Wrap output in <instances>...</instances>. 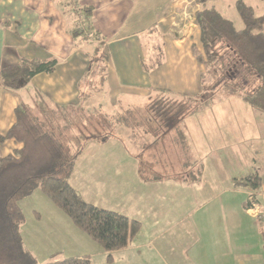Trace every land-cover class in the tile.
I'll use <instances>...</instances> for the list:
<instances>
[{
    "label": "crops",
    "instance_id": "obj_1",
    "mask_svg": "<svg viewBox=\"0 0 264 264\" xmlns=\"http://www.w3.org/2000/svg\"><path fill=\"white\" fill-rule=\"evenodd\" d=\"M84 7L91 9L90 22L108 48L107 80L101 84L97 77L100 86L107 85L108 98L119 101L127 97L129 102L123 105L139 102L143 106L153 89L189 95L199 91L204 67L194 59L190 47L198 43L195 13L200 6L193 0H0V69L22 60L54 58L58 62L51 73L37 74L16 90L6 89L0 80V134L14 123V109L19 104L36 105V92L52 104L79 103L88 59L84 41L73 39L70 31L76 25L83 27ZM154 23L160 34L148 37L146 31ZM165 29L174 35L166 34ZM150 39L162 44L164 63L145 73L141 58L158 53L145 51ZM21 89L34 91L31 103L23 101ZM100 92L90 94L85 107L98 102ZM230 98L233 101L218 100L183 121L188 157L197 168L195 175L200 176L196 180L193 173L185 182L176 181V189L190 193L180 200L184 206L172 226L174 242L155 244L156 237L132 241L110 253V260L106 258L110 264L112 255L120 251L130 257L127 264H264V114L239 97ZM217 108L222 112L211 113ZM233 140L240 145L238 152L230 147ZM8 142L11 150L6 154L21 147ZM244 143L251 146V152L242 150ZM254 172L261 178L259 191L232 187L233 179ZM251 199L263 218L252 215L251 206L245 208ZM84 255H91L87 248Z\"/></svg>",
    "mask_w": 264,
    "mask_h": 264
},
{
    "label": "trees",
    "instance_id": "obj_2",
    "mask_svg": "<svg viewBox=\"0 0 264 264\" xmlns=\"http://www.w3.org/2000/svg\"><path fill=\"white\" fill-rule=\"evenodd\" d=\"M193 2L200 6L195 13L199 36L198 43L192 44L190 50L194 59L204 67L196 94H173L165 89H153L147 104L119 111L121 114L114 130L101 115L95 117L99 113L96 108L85 107L89 93L80 95L78 104L56 105L36 92L38 99L34 108L21 103L14 109V123L0 134L1 144L12 140L21 145L12 153L0 155V264H39L25 248L21 232L25 217L20 203L36 190L47 196L81 232L99 244L108 259L111 252L124 249L133 241L140 230L139 221L86 201L69 182L78 157L91 139L115 137L123 133L120 128L129 138L137 136L139 140L140 131L155 141L162 138V134L173 133L178 155L183 156L181 159L187 165L191 161L188 136L183 128L185 118L211 107L220 100L218 98L230 97H239L258 114H264V11L258 15L254 7L237 0L234 8L243 24L242 28H237L215 7L213 0ZM81 11L83 27L74 26L70 34L73 39L81 37L84 41L83 51L88 59L85 78L90 84L93 77L99 76L103 84L108 75V48L104 37L90 22L91 9L84 7ZM146 32L147 35L160 34L156 23ZM146 43L145 51H158L146 53L141 58L142 70L150 73L164 63V51L157 40L150 39ZM57 63L54 58L22 60L19 64L2 67L0 80L6 89L16 90L37 74L51 73ZM85 131L90 133L86 136ZM144 139L143 143L136 142L140 151L149 140ZM139 175L147 180L141 172ZM199 176L200 173L193 174L196 180ZM260 185L257 172L232 181L233 188L252 193L259 191ZM254 203L255 200L251 199L245 208ZM262 236L264 239L263 228ZM42 264H91V258L83 255L57 259L54 255Z\"/></svg>",
    "mask_w": 264,
    "mask_h": 264
},
{
    "label": "rangeland",
    "instance_id": "obj_3",
    "mask_svg": "<svg viewBox=\"0 0 264 264\" xmlns=\"http://www.w3.org/2000/svg\"><path fill=\"white\" fill-rule=\"evenodd\" d=\"M236 1L213 0V3L224 16L235 23L237 28H242L243 24L234 8ZM243 1L254 7L258 15L263 13L264 0ZM186 30H190V27L188 26ZM164 31L167 32L166 34L174 35L168 32V29ZM146 35L145 37H150ZM97 77H93L90 84L87 79L81 85L83 94L101 91L96 98L98 102L87 108H96L99 113L95 117L101 115L102 120L109 125L111 123V130H114L122 108L133 109L141 107L142 104L134 102L131 106L123 107L125 106L123 104L129 102L128 98L118 99L119 101L108 98L107 85L100 86ZM19 91L23 101L28 104L35 98L31 89ZM227 101L231 102L233 99L229 98ZM144 103L147 104L146 101ZM28 106L34 108L35 105ZM221 112L222 108L211 111V113ZM85 125L86 123L83 124ZM104 125L101 123L105 128ZM90 128L87 129L90 131ZM120 129L123 133L119 131L122 134H117L115 137L101 140L93 138L88 142L76 161L69 182L86 201L139 221L140 230L133 242L142 241L144 238L149 241L153 237L157 238L155 244L174 242L176 230L172 226L177 221L175 216L178 210L183 209L184 206L180 200L182 195L190 193L185 189H176V181L185 182L190 174H195L194 169L197 168L194 167L193 161L185 165L186 162L181 159L183 156L178 155L173 133L162 134V138L155 141L156 139H150V136L146 137L140 131L142 136L139 140L137 136L129 138L127 132L123 128ZM111 130L106 129L107 132ZM89 133L85 131L84 135L87 136ZM144 138L149 140L146 141L145 148L140 151L136 142L143 143ZM8 141L11 140L0 143V155H5L7 150H11L9 144L11 142ZM230 147L236 152L240 150V145L234 140L230 143ZM252 148H255V144ZM242 150L251 152V146L244 143ZM196 166H199L198 162ZM139 172L147 180L149 178V182L143 181ZM20 206L25 217L21 227L24 245L39 264L45 263L54 255L57 259L82 256L86 253V248L91 253V264L111 263L107 260L108 254L102 255L106 253L102 247L81 232L71 219L40 191L36 190L30 197L22 200ZM169 228L171 230L168 233L160 234L161 231ZM112 256V264H127V261H130V257L124 251Z\"/></svg>",
    "mask_w": 264,
    "mask_h": 264
},
{
    "label": "built area",
    "instance_id": "obj_4",
    "mask_svg": "<svg viewBox=\"0 0 264 264\" xmlns=\"http://www.w3.org/2000/svg\"><path fill=\"white\" fill-rule=\"evenodd\" d=\"M248 211L251 212V214L254 215L255 217L263 218V216L260 215L259 212L257 211V207L255 204H252L251 208L248 209Z\"/></svg>",
    "mask_w": 264,
    "mask_h": 264
}]
</instances>
